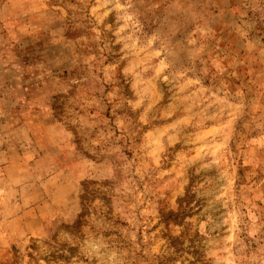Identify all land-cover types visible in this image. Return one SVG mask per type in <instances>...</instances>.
Here are the masks:
<instances>
[{"label": "rangeland", "instance_id": "1", "mask_svg": "<svg viewBox=\"0 0 264 264\" xmlns=\"http://www.w3.org/2000/svg\"><path fill=\"white\" fill-rule=\"evenodd\" d=\"M0 264H264V0H0Z\"/></svg>", "mask_w": 264, "mask_h": 264}, {"label": "trees", "instance_id": "2", "mask_svg": "<svg viewBox=\"0 0 264 264\" xmlns=\"http://www.w3.org/2000/svg\"><path fill=\"white\" fill-rule=\"evenodd\" d=\"M54 109H56V108H55V107H53V110H54ZM55 114H57V113H55Z\"/></svg>", "mask_w": 264, "mask_h": 264}]
</instances>
